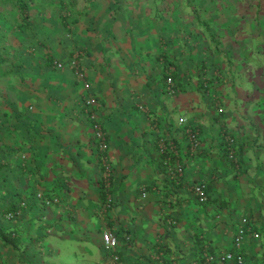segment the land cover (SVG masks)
Masks as SVG:
<instances>
[{"label": "crops", "instance_id": "0c3cea01", "mask_svg": "<svg viewBox=\"0 0 264 264\" xmlns=\"http://www.w3.org/2000/svg\"><path fill=\"white\" fill-rule=\"evenodd\" d=\"M72 1L77 9L68 18V31L57 13L49 33L34 29L36 49L22 48L24 35L16 26L19 48L3 31L2 40L13 44L17 59L16 66H0V212L27 204L16 219L0 215L1 264H73L71 258L78 257L88 264H197L208 252L233 248L244 216L261 236H247L242 264H264V80L248 78L237 92L230 64L225 70L232 71L220 79L223 64L208 68L205 58L196 59L203 40L190 43L193 37L182 33L184 27L158 26L170 32L154 47L148 37L135 38L137 26L105 32L112 0L111 5L99 1L109 15L103 26L95 0ZM89 10L86 31L93 35L81 24ZM132 13L137 21L139 15ZM102 34L114 41L113 61L106 58L113 48L101 44ZM119 34L126 39L118 41ZM210 50L203 47L205 54ZM6 69L12 74H4ZM90 94L99 102L106 154L99 150L84 104ZM25 98L29 102L23 105ZM188 126L199 132L197 148ZM226 134L235 138L237 162L227 156ZM107 160L113 166L109 188ZM177 162L181 174L174 170ZM203 182L206 202L194 191ZM39 192L55 202L45 204ZM5 229L12 236L17 231V244L3 240ZM106 230L121 240L119 261L104 248ZM66 241L71 258L59 254Z\"/></svg>", "mask_w": 264, "mask_h": 264}, {"label": "rangeland", "instance_id": "374dc122", "mask_svg": "<svg viewBox=\"0 0 264 264\" xmlns=\"http://www.w3.org/2000/svg\"><path fill=\"white\" fill-rule=\"evenodd\" d=\"M44 0H34V2H41ZM95 0V4L100 6V12L96 13L100 18L99 26L105 25L106 16H109L107 12H104L105 9L102 3ZM111 5V2L107 0ZM115 1L112 6V14L109 19L108 24V33H113L120 29L121 26L133 27L137 26L138 29H133L135 31V38L138 40L140 37H148L154 44V47L158 46V38L162 33L170 32L169 29H160L159 27L173 28L174 31H178L179 28L184 27L187 30L195 27L198 23L195 19L193 20V15H188L190 12L189 9L183 11L180 8H176L172 10L174 7V0H144L143 2L138 0H120ZM197 8L199 9L198 14H202L201 20H206L208 23L203 25L202 28H206V31L210 34L215 33L220 38V43L218 46V53L214 54L210 49L206 54L203 52V47L205 46V42L202 41L198 43L197 48L195 49V57L205 58L206 64L208 68L214 66V64H223L222 71L218 73L220 79L224 80L226 73L229 75L231 72L230 79H232L236 84V91L241 92L243 89L241 83L247 82L248 78L253 81L264 80V62L262 65L258 66L254 61L247 59L244 55L242 48L247 47L250 51L249 54L252 58H257L260 61L263 60L264 56V42L260 44L259 52L254 50V41L256 39H260L264 41V7L260 10V14H257V0H195ZM119 2V3H118ZM122 3V4H121ZM191 1L186 2V4H190ZM9 5L5 0H0V28H5V30L0 29V40L3 37V31L9 33V39L13 42H16V47H18L20 40L18 41V32H15V25H12L11 20L15 17V13L12 10L10 13L8 12ZM40 9L43 7H39V4H33L31 6L34 29L38 32L49 33L50 27L56 25V15L57 12L52 9V6L47 9L42 15L39 13ZM45 9V8H44ZM158 9L160 12H158ZM197 9V10H198ZM133 11H135L139 16L137 21L132 20L131 17L133 15ZM125 13V14H124ZM161 13L167 17V19H159V15ZM92 10L88 11V14H85L83 17L84 22L81 21L82 26L84 27V31L86 34L93 35L94 31L87 32L91 24L92 18ZM158 15V16H157ZM125 18H124V17ZM115 17L117 19L115 20ZM152 17H154L152 19ZM113 19V21H112ZM185 19V21H184ZM169 26V27H168ZM143 28V34H140V29ZM208 28V29H207ZM146 29V30H145ZM132 31V29H129ZM210 30V31H209ZM147 32V33H145ZM196 36L191 38L193 41L190 43L197 42L195 40L204 38V33L200 29H195ZM133 33V32H132ZM35 34V32H34ZM102 42L101 44L104 46L110 45L113 48V52L109 53L106 56L107 60L113 61L117 56L118 52L115 50L114 41L110 39L111 35L102 34ZM120 35V34H119ZM118 35L117 40L122 42L126 37L121 34ZM107 36V38H106ZM54 41L53 38L49 39V44ZM70 42V39L67 40ZM66 41V42H67ZM216 43V40H212ZM111 44H110V43ZM55 52L57 53V47L55 44H52ZM254 50V52H253ZM199 52V53H198ZM198 53V55H197ZM60 54V53H57ZM26 61L30 58V56H26ZM83 57H81V63L83 62ZM13 58H10V61ZM30 61V59H29ZM225 64H230L231 68L227 67L225 70ZM12 67L11 64H9ZM3 69L0 67V72ZM246 80V81H245ZM89 82V81H87ZM90 84V82H89ZM91 86V84H90ZM264 91V90H263ZM239 95V94H238ZM29 102L28 98H25L21 103L26 105ZM238 105H236L237 108ZM64 251H59L60 255L65 257H72V248L70 246V242L66 241L60 247ZM80 251V250H79ZM73 264H88L86 260H83L78 257L76 259L71 258Z\"/></svg>", "mask_w": 264, "mask_h": 264}, {"label": "trees", "instance_id": "16d2710c", "mask_svg": "<svg viewBox=\"0 0 264 264\" xmlns=\"http://www.w3.org/2000/svg\"><path fill=\"white\" fill-rule=\"evenodd\" d=\"M7 2V4L9 5L8 8V12L10 13L12 10L15 13V17L11 20L12 25H15L17 30H20L22 32V34L24 35V38L21 39V43L23 44L22 48L25 47V49H27L28 47H33V48H37L38 45L37 43H35V34H34V23H33V16H32V10H31V6L33 4H39V7H43V9L39 11V13L42 15V13L44 14V12L49 9L52 5L50 4L52 2L53 7L52 9H54L55 11H57L58 15L61 17L62 19V23L64 26V29L66 31L67 30V26L70 25L71 21L70 16L72 15L71 12L75 11L74 9H77L76 3H74L72 0H52L51 2H49L48 0H44L41 2H34V0H5ZM113 2L115 1H119L120 0H112ZM143 2L144 0H138ZM191 1L190 4H186V2ZM258 1V9H257V14H260V10L262 9V7H264V0H257ZM118 2V3H119ZM116 3V2H115ZM174 7L172 8V10H175L176 8H180L181 10L185 11L187 9L190 10V12H188V15H193V20L195 19L196 21H198V23L195 25V27L191 28L190 30H187L184 28H182V33L185 34V36H196V32L195 29H200L203 31L204 33V38H201L204 42H205V48L206 49H212V51H218V46L220 43V38L213 32L210 34L206 31V28H202L203 25L207 24L208 22L205 20H201L202 18V14H198L199 13V9L197 8V3L195 0H174ZM45 8V9H44ZM261 8V9H260ZM198 9V10H197ZM158 12H160V10L158 9ZM158 16V15H157ZM160 18L165 17L163 13H161V15H159ZM1 16H0V21H1ZM75 21V20H74ZM2 30H4L5 28H0ZM208 29V28H207ZM8 35V33L6 34V36ZM201 39H198L199 41H202ZM212 40H216V43ZM264 41L260 40V39H256L254 41V46L257 47L260 44H262ZM13 44H9V42H6V40H0V66L6 64L7 66H9V64L16 66V64H14V62L17 59V54H13L12 52V47ZM247 48V47H246ZM25 49L23 50L25 52ZM245 51V50H244ZM247 51V50H246ZM245 51V52H246ZM49 58V61L53 60V58L48 54L47 55ZM247 59H250L252 61H254L255 63H259L262 64V62H264V56H263V60L260 61L259 59H254L252 58V56L250 54H245L244 55ZM10 58H13V60L10 61ZM16 58V59H15ZM50 61V62H51ZM59 64V63H57ZM62 64V63H60ZM4 74H12V69H6L4 70ZM168 77H172V75H169ZM167 77V79H168ZM221 112V111H220ZM90 116V115H89ZM91 117V116H90ZM92 122L94 123V120L91 118ZM187 128H191V126H188ZM194 128V127H193ZM192 128V129H193ZM193 131L198 132V130L196 128L193 129ZM199 133V132H198ZM189 136V135H188ZM231 136L234 140V145L232 146L233 148H235V156L231 157L230 156V146L227 140V137ZM94 137L97 141V143H99L98 138L96 137V135L94 134ZM225 140H226V145H227V156L231 161H235L237 162V149H236V142H235V138L230 135V134H226L225 136ZM108 151V150H107ZM106 151V152H107ZM105 152V153H106ZM165 155H168V153L164 150L163 152ZM166 158V157H165ZM167 159V158H166ZM104 170H105V166H104ZM113 174V171H112ZM111 174V176H112ZM207 185V184H206ZM207 189V186H206ZM36 196L39 197L40 199H42L44 201L45 204L49 205L52 202H55V199L52 197H49L45 194H43L42 192L36 193ZM20 204V203H19ZM27 202L26 201H22V203L20 205H13V206H9L4 208L3 210H1L0 215H4L5 218L7 219H16L22 212V209L25 207L24 205H26ZM10 214L12 216H10ZM7 229L3 230L2 236H3V240L4 241H12L15 244H17V231H14L15 235L12 236L11 233H9ZM13 231V230H12ZM116 234V233H115ZM16 236V237H15ZM119 237V236H118ZM127 240H130L129 235L127 236ZM119 242H121L120 238H119ZM120 246V245H119ZM118 246V247H119ZM111 253V252H109ZM119 254V252H118ZM121 259V255H119V259L118 261ZM1 259H0V264H1Z\"/></svg>", "mask_w": 264, "mask_h": 264}, {"label": "built area", "instance_id": "2783aa9c", "mask_svg": "<svg viewBox=\"0 0 264 264\" xmlns=\"http://www.w3.org/2000/svg\"><path fill=\"white\" fill-rule=\"evenodd\" d=\"M59 66H62V64H58ZM82 75V73H81ZM169 84L173 83V78L168 77L167 79ZM85 86L87 88H90L89 82L85 81ZM171 91H173L171 89ZM84 104L86 107H88L90 116L94 120L93 123V130L94 134L99 140L98 147L99 150H101L104 154L109 149V144L107 141V135L106 131L104 129L102 120L99 117V114L97 112V107L99 105L98 99L96 96L90 94L86 97ZM220 111H222V108H219ZM181 122L185 121V118H180ZM189 138L192 141V147L197 148L199 145V138H198V132L193 131L192 128L188 129ZM229 146H230V156H235V148L232 146L234 145V140L231 136L227 137ZM164 151V148H163ZM105 162V180L107 187H110L111 184V174L113 171V166L109 160L104 161ZM171 170L174 172V170L181 174L183 172V166L177 162V164ZM206 183H198L194 186V191L197 195V198L200 202H206L208 200V192L206 189ZM146 192H143V195H145ZM113 201V198L111 194H108L106 199V205L110 206ZM10 216H12L10 214ZM247 236H252L253 238H260L261 233L258 232L254 225L250 222V219L248 216L242 217L240 224L237 228V232L234 237V244L233 248L231 250L221 251L218 253H212L208 252V254L204 257V260L201 262H198L197 264H226L228 262L234 261L237 264H242L245 260L243 246L245 239ZM119 237L112 231V230H106L103 232V245L107 252H111L113 258L118 261L119 256L117 254L118 246H119Z\"/></svg>", "mask_w": 264, "mask_h": 264}]
</instances>
